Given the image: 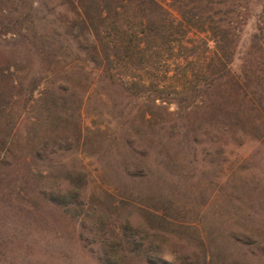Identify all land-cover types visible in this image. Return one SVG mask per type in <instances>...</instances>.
<instances>
[{
  "label": "rangeland",
  "instance_id": "1",
  "mask_svg": "<svg viewBox=\"0 0 264 264\" xmlns=\"http://www.w3.org/2000/svg\"><path fill=\"white\" fill-rule=\"evenodd\" d=\"M223 1L239 67L264 0ZM72 16L0 0V264H264V79L255 109L207 89L215 43L192 30L131 89Z\"/></svg>",
  "mask_w": 264,
  "mask_h": 264
},
{
  "label": "trees",
  "instance_id": "2",
  "mask_svg": "<svg viewBox=\"0 0 264 264\" xmlns=\"http://www.w3.org/2000/svg\"><path fill=\"white\" fill-rule=\"evenodd\" d=\"M72 13L67 18L70 35L81 37L90 44L87 48L92 61L102 74L116 77L120 68L130 79L134 71L147 69L152 61L162 58L165 47L173 49L182 44L192 30L208 32V45H215L207 55L210 79L207 89L231 91L252 108H256L255 93L264 79V26L251 37L249 50L242 64L235 67L244 18L236 9L225 11L223 0H65ZM235 13V14H233ZM234 15V16H233ZM195 48L191 55L201 56ZM209 55V57H208ZM131 75V76H130ZM133 75V76H132ZM229 84L225 89V82ZM128 88L145 86L133 81ZM140 83V84H139ZM142 83V84H141ZM141 85V86H140ZM155 264H170L158 260Z\"/></svg>",
  "mask_w": 264,
  "mask_h": 264
}]
</instances>
